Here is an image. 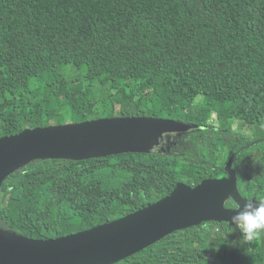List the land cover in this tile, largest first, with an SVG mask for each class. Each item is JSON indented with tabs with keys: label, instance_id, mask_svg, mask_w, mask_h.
Masks as SVG:
<instances>
[{
	"label": "trees",
	"instance_id": "16d2710c",
	"mask_svg": "<svg viewBox=\"0 0 264 264\" xmlns=\"http://www.w3.org/2000/svg\"><path fill=\"white\" fill-rule=\"evenodd\" d=\"M143 116L197 128L167 152L30 163L2 184L0 227L88 230L226 176L232 157L241 195L264 196V141L248 146L264 139V0H0V138ZM117 264H264V240L206 222Z\"/></svg>",
	"mask_w": 264,
	"mask_h": 264
},
{
	"label": "water",
	"instance_id": "95a60500",
	"mask_svg": "<svg viewBox=\"0 0 264 264\" xmlns=\"http://www.w3.org/2000/svg\"><path fill=\"white\" fill-rule=\"evenodd\" d=\"M196 125L155 117H106L28 128L0 138V190L7 177L34 161H85L121 154L156 152L167 135L186 134ZM256 140L248 146L263 142ZM226 177L196 186L183 182L154 204L112 222L52 239H32L0 227V264H117L165 237L206 222L227 223L243 208L233 157ZM231 227V223L229 224Z\"/></svg>",
	"mask_w": 264,
	"mask_h": 264
},
{
	"label": "clouds",
	"instance_id": "9594fccd",
	"mask_svg": "<svg viewBox=\"0 0 264 264\" xmlns=\"http://www.w3.org/2000/svg\"><path fill=\"white\" fill-rule=\"evenodd\" d=\"M245 201L243 208L233 200L228 201L226 207L236 213L231 217V227L234 232L239 231L243 240H264V196Z\"/></svg>",
	"mask_w": 264,
	"mask_h": 264
},
{
	"label": "rangeland",
	"instance_id": "374dc122",
	"mask_svg": "<svg viewBox=\"0 0 264 264\" xmlns=\"http://www.w3.org/2000/svg\"><path fill=\"white\" fill-rule=\"evenodd\" d=\"M193 105H191L190 107H192ZM98 108H99V110H100V113H101V111H102V109H103V106L100 104L99 106H98ZM192 112L193 113H195V114H197V115H201V111L199 110L198 111V109L196 108V107H193L192 108ZM69 123V122H68ZM65 124V123H64ZM174 142H177L176 140H170L169 138H167V136L165 137V145H168V144H171V143H174ZM164 144H161V146L160 147H157L156 149H155V151H159V150H162V151H164V152H167V148L166 147H164ZM175 145H178L177 143L175 144ZM169 151V150H168Z\"/></svg>",
	"mask_w": 264,
	"mask_h": 264
},
{
	"label": "flooded vegetation",
	"instance_id": "af4514ba",
	"mask_svg": "<svg viewBox=\"0 0 264 264\" xmlns=\"http://www.w3.org/2000/svg\"><path fill=\"white\" fill-rule=\"evenodd\" d=\"M226 176H227V173H226ZM226 176H224V177H226ZM223 178V177H222Z\"/></svg>",
	"mask_w": 264,
	"mask_h": 264
}]
</instances>
